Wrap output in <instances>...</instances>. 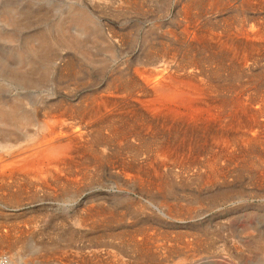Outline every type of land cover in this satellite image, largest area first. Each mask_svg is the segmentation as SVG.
Listing matches in <instances>:
<instances>
[{
	"label": "bare ground",
	"instance_id": "bare-ground-1",
	"mask_svg": "<svg viewBox=\"0 0 264 264\" xmlns=\"http://www.w3.org/2000/svg\"><path fill=\"white\" fill-rule=\"evenodd\" d=\"M91 1L94 2L99 0ZM254 1L255 2H253V0H244L242 4L245 6H254L258 4V7H260V4H264V0H261L260 3L258 2L259 0ZM214 2H210L211 4L207 5L202 4L206 2L188 4L185 3L186 5L183 6V22L185 23L184 30L182 28L183 32L180 36H178L179 34L176 35V33H173L170 30L171 40L173 41L172 43L181 42L184 47L179 43V47L166 46L162 48L158 47L159 49L151 48V50H149V52L145 55V59L147 62L145 63L144 67L141 68L140 66V68L138 67L137 69L131 70L130 72L125 70L124 67H118V70L110 75V78L106 80L104 85H102L100 88L97 87L92 89L89 96L87 95V97H83L82 99L80 98L81 101H79L78 104L70 105L68 103L67 105V103H65L66 105H62L61 103H57L53 105L51 109H48L47 103L45 102L43 104L45 105V108L29 113L21 111L20 103L18 104L16 100V102H13L11 104L3 103L1 105L0 103V204L4 207H8L7 209L11 208L15 210H19L20 208L22 209L28 204H33L36 206V208L40 209V211L54 210L55 214L56 212H59V210H70L72 211V213H67V216L60 215V217L58 216L59 219L53 216L54 220L56 219L60 221L59 223H61V226L69 225L71 226V228L84 227L85 229H92L94 228V226L98 227V225L99 228H111L114 225H118L119 227L125 224L124 222L126 220L123 219V216L125 215V212H129L130 208L127 211H122L119 212V214H115L114 210V213H111V206L106 205L108 201L105 198H102V202L100 201L102 206L101 208H99L97 206L99 205V203L96 204V202L92 200L93 197L92 199L90 198L92 194H87V198H84L82 200L84 201L83 203L82 201L76 202L77 197L84 195V192H86L87 190H90L91 192L92 189L104 187L113 189L112 191H110L115 193L113 195H117L120 193L125 194L124 192L128 191L134 193L136 190L138 192H142L146 188L151 189V191L149 190L150 192H152V189H157L156 191H158L165 186V177L168 173H174V175L179 177L188 175L192 172L194 176H197L201 180H203L206 185L211 184L212 186L213 183L215 184L221 180H226L234 172H236L237 174L239 172V169H250L249 171L254 172L252 177L254 176L255 178H257L256 180L264 183V89L261 88L262 90H259L257 88H253L251 84H253L254 81L252 82V80H249L247 82H245L246 80L244 82L239 80L243 73L247 72L249 74L248 71H250L251 68L255 66V64L264 59V19L262 22H253L247 19L241 20L237 18L232 19L231 17H229L231 18V20L226 21L227 19H225L226 23L223 24V26L221 27L222 29L218 27H216L218 29H208L206 28L208 26L204 27L201 22L204 17V10H222L220 9L221 2L217 3L216 0ZM145 4L143 3L142 5ZM171 4L173 5V3ZM240 4L241 3H239V5ZM124 5H127L128 8L133 7L132 9H135V6H133L134 4L131 5V3H127L126 0H122L118 7L120 6L123 8ZM142 5L140 4V6ZM138 9L139 8H137V10ZM144 10L145 9H143V11ZM153 10L154 9H152V11ZM230 15L232 16V14ZM126 17H124V19ZM214 17L215 16H213V18ZM80 27L81 31L88 33V25L85 26L81 21ZM211 27L213 28V26ZM174 28L177 29L176 27H173V29ZM133 29H135V27ZM111 36L115 38L116 35L114 32H112ZM128 36L130 35L128 34ZM43 37L44 36L42 35V38ZM70 37L71 36H68L65 33L62 36L63 44L69 46L75 45V53L78 56H83L85 60L90 62L89 65H91V62H94L91 58V53L89 54V52L81 50L80 45H82V42H80L79 40L73 41ZM122 39L124 40V37ZM45 41L46 42H44V45L50 44V42L46 40V38ZM60 43L61 42H59V45ZM126 43H128V40L126 41ZM84 45L86 46V44ZM119 45H121V43ZM47 47H44L46 55L49 52V48ZM111 47L106 51L112 55L114 52ZM68 55L67 57H69L70 59L71 55ZM98 55H93L95 60L99 58ZM48 60L49 59H47V61ZM99 62V64H101L100 66L105 65L103 60ZM81 63H79V65ZM54 65H56V63ZM50 67L53 68L54 66ZM84 67L85 66H83V68ZM150 67L151 69H149ZM79 68L81 69V67ZM63 69L64 70H61L60 68L61 71H65V75L68 72H73L75 76V72L77 73L76 68H74L73 61L68 62L66 67H64ZM8 71L9 73L13 72V70ZM224 71L226 73V76L233 81H230L228 84L227 82H224V84L226 83V85L219 86L221 83L215 84L216 82L214 83L212 78L216 77L219 72L221 74V72ZM56 73L57 72H55V74ZM48 75L51 74H49V71L47 69L40 70L39 73H34V78L31 80L30 85L32 86L39 84L41 80L43 78H46ZM79 75L77 77H79ZM7 76L10 77V75ZM59 77H61V75ZM4 79H6V77ZM92 79L93 78L90 77L87 80L88 82H90L92 81ZM64 82L65 80H63V83ZM21 85H23V87L25 86V84L23 83ZM47 85L50 86L49 84ZM42 86L44 85L42 84ZM64 88L66 89L65 84ZM45 89L46 88L44 87V90ZM40 90L42 92L43 89ZM76 90L77 88L75 87L72 91L75 93ZM18 93L16 94L18 95ZM0 95H2V93ZM10 98H13V95ZM235 98H237V100H235ZM8 102H11L10 99ZM1 127L4 129H1ZM7 127L11 129H6ZM33 127L38 128L41 133L38 134V132L36 131V135L35 133L28 132V128L30 129ZM14 129L19 132H15ZM24 141L29 144L23 147L19 146ZM104 166H106L108 170H110L109 173L112 171V174L116 176L117 181L110 182L106 180L105 176L97 174L101 171L99 168H104ZM161 172H164V174H162ZM244 174H246V172ZM206 185H204V187ZM214 186L215 185H213V187ZM157 187H159L160 189ZM150 192L148 194H151ZM226 194L228 193H225V195ZM131 203H133V200ZM74 205H78L77 209H74ZM120 205L122 206L123 203H121ZM68 206L71 207L68 208ZM167 206L168 205H166L165 207ZM192 207L193 205L190 207V209ZM187 208L189 207L187 206ZM115 209L117 211V207ZM135 210H137L136 212L139 213V211H141L140 206L135 207ZM48 215L44 213L40 215V217L43 218L44 216ZM38 216L39 215L36 216L37 219L40 218H38ZM15 220L14 222L16 224ZM51 220H53V218H51ZM8 222L10 221L8 220ZM36 223L37 222L35 221V225ZM28 224L31 223L28 222ZM7 227L9 228V230H3V227L0 228V257L6 254H12V256H9L10 260L8 264H33V259L27 258L23 255L18 246L19 242H17H22L24 238H27V236L25 235L28 234L24 235L19 229L10 228V225ZM85 229L84 231L82 230L83 233L85 232ZM55 230H57V228ZM37 237L40 239L42 236ZM111 237L114 239L124 238H120V235ZM80 238L83 237L80 236ZM57 239L62 242L76 241V237L73 234H62L60 236L58 235L56 240ZM94 239H96V237ZM134 240L135 235L133 236L132 234L131 241L133 243H136ZM85 241H87V239ZM92 242H94V240H92ZM101 242L95 241L94 243L99 244ZM147 245L149 246V244ZM43 251H45V248ZM65 251L66 250H64V252ZM111 251L112 250H110V252ZM62 254L65 253L62 252ZM107 254H109V252ZM144 254L146 256V253ZM122 255L123 254L119 256ZM42 256L45 257V255ZM90 256L92 257V255ZM94 256L97 255L94 254ZM79 257H81V255ZM99 257L101 258L102 256L98 255L97 259ZM94 258L96 259V257ZM58 259L59 258H57V260ZM72 259L76 260V258L74 257ZM65 260H67V258ZM143 260L145 259L143 258ZM81 261L83 263V259ZM95 261V264H114L113 261V263H110L108 262V260H106V262H102V260L101 262L100 260H98V262L97 260ZM116 261H120L121 263L119 262V264H123L125 260L122 262L119 257L118 260L115 259V262ZM140 262H142V259ZM60 263H64L62 262V259Z\"/></svg>",
	"mask_w": 264,
	"mask_h": 264
},
{
	"label": "rangeland",
	"instance_id": "rangeland-1",
	"mask_svg": "<svg viewBox=\"0 0 264 264\" xmlns=\"http://www.w3.org/2000/svg\"><path fill=\"white\" fill-rule=\"evenodd\" d=\"M121 1L122 0H99V1H94V2H92L91 0H0V60H1L0 61L1 62L0 63V66H1L0 85L3 86V87L0 86L1 87L0 94L2 93V95H0L2 97V98L0 97L1 105L3 103L11 104L17 101V103L18 104L20 103V107L23 109L22 110L20 108L21 111L30 113V112H35L37 110L39 111V110H42V108H45V105H43L45 102L47 103L48 109L49 108L51 109L53 105L57 103H61L62 105L63 104L66 105L65 103H67V105L68 103L70 105L78 104L79 101H81L83 97H87V95L89 96L90 91H92V89L97 88V87L100 88L102 85H104L106 80L110 78V75L112 73H115L116 70H118L117 69L118 67H124L125 70L129 72L131 70L137 69L138 67L140 68V66L141 68L144 67L145 63L147 62L145 59V55L146 53L149 52V50H151V48L159 49V48L166 47V46L179 47L180 46L179 43L182 45L181 42L172 43L173 41L171 40V32L176 33V35L179 34L178 36H180L184 30L185 23L183 22V6H185L188 3H198V2L200 3L206 2L202 4L207 5V4L213 3L215 0H200V1L195 0V2L194 0H187V1L185 0L184 1L183 0H142V1L136 0V2L135 0H131V1L126 0L127 3L129 2L131 3V5L134 4L133 6H135V9H132L133 7L128 8L127 5H124L123 8L120 6L118 7ZM243 1L244 0H239V1L238 0H216L217 3L221 2L220 9L222 10H219V11L214 10V9L210 11L204 10V17L201 20L203 26L204 27L208 26L206 27L208 29H218V28H221L224 23H226L225 19H227L226 21H228V20H231V18L232 19L237 18L241 20L247 19L253 22H262L264 19V9H263L264 4H260V7H258L259 6L258 4L254 6H250V5L245 6L242 4ZM253 2L255 1L253 0ZM258 2L260 3L261 0H259ZM143 3L145 5H142ZM171 3H173V5ZM239 3L241 4L239 5ZM140 4L143 7L140 6ZM226 6L228 9L226 8ZM137 8L139 9L137 10ZM143 9H145L144 10L145 12L143 11ZM152 9L154 10L152 11ZM150 11L153 13H151ZM114 14L119 19H117L114 16ZM230 14H232V16ZM213 16L215 17L213 18ZM124 17L126 18L124 19ZM81 21L84 23L85 26L88 25L89 27L88 33H85L80 30ZM172 26L176 27L177 29L175 28L173 29ZM211 26H213V28ZM134 27L135 29H133ZM67 31L69 34L67 33ZM111 31L115 33L116 35L115 38L111 36L112 35ZM65 33L66 35L71 36L70 37L71 40L73 41L79 40L80 42H82V45L86 44L87 48L85 45L84 46L80 45V48L81 50L89 52V54L91 53L90 54L91 58L94 61V62H91V65H89L90 62L85 60L83 56H78L75 53L76 51L75 45L69 46V45L63 44L62 36ZM127 33L130 36H128ZM42 35L44 36L43 38H42ZM47 35H50V36H47ZM122 36L124 37V40L122 39L123 38ZM45 38L46 40L50 42L51 45L50 44L44 45L45 44L44 42H46ZM127 40H128V43H126ZM59 42H61L60 45H59ZM160 42H163V43H160ZM31 43L33 44V46ZM120 43L121 45H119ZM129 46H130V49H129ZM182 46L184 47V45ZM44 47L49 48V52L47 53V55H46ZM58 47L59 48L61 47V48L59 49ZM110 47L113 49V52H114L112 55L106 51ZM55 53L58 57L55 55ZM68 54L71 55L70 59L69 57H67ZM92 54L93 55L100 54V55H98L99 58L95 60ZM79 58L81 59V61ZM47 59L49 60L47 61ZM101 60L104 61L105 63L104 66L103 65L100 66L101 64H99L100 63L99 61ZM70 61L71 62L73 61L74 68H76L77 70V73L75 72L76 74L75 76L73 72L71 73L68 72L65 75V71L64 72L61 71V70H64L63 68L66 67V65ZM260 62L255 64V66H253L251 70L248 71L250 75L247 72H245L241 75L239 80L242 82H244L245 80H246L245 82L252 80V82L254 81V83L251 84L252 87L262 90L264 89V81H263L264 80V70H263L264 69V64H263L264 59L261 60ZM55 63L58 67L54 65ZM79 63L81 64L79 65ZM30 64H31V67H30ZM111 64H112V67H111ZM261 64L263 67L261 66ZM50 66H54V67L52 68ZM83 66L85 67L83 68ZM79 67H81V69ZM102 68H104L105 70ZM43 69H47L49 71V74L51 75H48L46 78H43L41 80L42 83L40 82L37 85L31 86L30 82L34 78L33 77L34 73H37V72L39 73L40 70H43ZM149 69H151V67ZM8 70L10 71L13 70V72L9 73ZM2 72L4 75L2 74ZM55 72L57 73L55 74ZM20 74L23 78L20 76ZM7 75H10L11 78ZM12 75H13V78H12ZM60 75L61 77H59ZM78 75L79 77H77ZM5 77L6 79H4ZM90 77L93 79L92 81L88 82L87 79H89ZM63 80H65L64 83H63ZM212 80L214 81V83L216 82L215 84L221 83L219 86L226 85V83L224 84V82H227L228 84L230 81H233L226 76L225 71L221 72V74L219 72V74L216 77L212 78ZM22 83L25 84L24 87L23 85H21ZM66 83L69 85H67ZM42 84L44 86H42ZM47 84H49L50 86H48ZM64 84H65L66 89L64 88ZM74 86L77 88L75 93L72 91L75 88ZM44 87L46 88L45 90H44ZM40 89H43L42 92ZM46 90L49 92H47ZM15 92L16 93L19 92L18 95ZM38 94H40L42 98ZM12 95H13V98H10ZM48 95H51V96H48ZM62 97H65V98H62ZM9 99L11 102H8ZM235 100H237V98H235ZM35 101L36 102L38 101L37 104ZM38 106H39V109H38ZM1 129H4V128L1 127ZM6 129H11V128L7 127ZM30 129L28 128L29 131L27 130L30 133H35L36 135H37V132L38 134L41 133L36 127L30 128ZM14 131L16 132L17 130L14 129ZM28 144L26 141H24L19 146L23 147V146H27ZM99 169L102 171V173L100 171L97 174H101L105 176L106 180L110 182L117 181L116 176L112 174V171L109 173L110 170H108L106 166H104V168L102 167ZM240 170L241 169L238 170L239 172L237 174L236 172L232 173L233 176L230 175L226 180H221L215 184L213 183L212 186L211 184L206 185L203 180H201L197 176H194L192 172L188 175L179 176V177L174 175V173H168L169 175L167 174V176L165 177L166 178L164 182L165 186L161 188L162 191L161 190L156 191L157 189H152V192H150L151 189L146 188L142 192L141 191L138 192L136 190L134 193L131 191H128V192H124L125 194L120 193L117 195H113L115 193L110 192L113 189H108V187H104V188H95L96 190L92 189L91 192L90 190H87L86 192H84V195L77 197L76 202H80L84 198L85 199L87 198V194H92L90 198L92 199L93 197L92 200L96 202V204L99 203V205H97L99 208H101L102 206L101 204L102 198H105L108 201L106 205L111 206L110 211L111 213L112 212L114 213L115 211V214H119V212H122V211H127L130 208L129 212L127 211L124 213L125 215L123 214L124 215L123 219L126 220L124 222L125 223L124 225L126 226L121 225L122 227L121 226L118 227V225H114L111 228L109 227L99 228V225H98V227L94 226V228L92 229H85L84 227L82 228L72 227L71 228V226L69 225L61 226V223H59L60 221L56 219L54 220V217L59 219L60 215L67 216L68 215L67 213H72V211L70 210L69 211L59 210V212H56L55 214L54 210L53 211L47 210L49 213L47 211H40V209L36 208V206L33 204H28L22 209L20 208L19 210H15L11 208L7 209L8 207H4L3 205L0 204V208L4 209V210L0 209V228L3 227V230L4 229L9 230L7 226L10 225V228L19 229L20 231H22L24 235L28 234V235H25L27 236V238H24L22 242L21 241H17V242H19L18 246L20 250L22 251L23 255L27 258L33 259V262H34L33 264H78L79 262H80L79 264H85V263L90 264L91 262H92L91 264H95L94 263L96 262L95 260H97V262L98 260H100V262L101 260L102 262H106V260H108V262L110 263L114 262V264L115 263L119 264L120 261L115 262V259L118 260L119 257L122 262L125 260L123 264H127V263L128 264H144V263L146 264H264V183H261V181L256 180L257 178H255L254 176L252 177L254 172L249 171L250 169H245L246 171L242 169L241 172ZM244 171L246 172V174H244L245 173ZM162 174H164V172ZM204 185L206 186L204 187ZM213 185L215 186L213 187ZM148 191L151 194H148L149 193ZM160 192H162L163 194ZM225 193H228V194L225 195ZM220 194H222L223 197ZM132 200H133V203H131ZM138 201H139V204H138ZM83 202L84 201H82V203ZM121 203H123L122 205L123 207L120 205ZM137 205L140 206L141 208V211H139V213H137L136 212L137 210H135V207H138ZM166 205L168 206L165 207ZM192 205L193 207L190 209ZM77 206L78 205H74L75 207L74 209H77ZM187 206L189 208H187ZM70 207L71 206H68V208ZM116 207H117V211L115 209ZM177 207L178 209L179 208L180 209L178 210ZM49 209H52V208H49ZM131 211H133L134 213ZM173 211L174 212L176 211V212L174 213ZM44 213H46L47 215L49 214V215L44 216L43 218L40 217V215ZM36 214L39 215L38 216V218L40 217L39 219L36 218L37 216ZM51 218H53V220H51ZM8 220L10 222H8ZM14 220L16 221V224ZM35 221L37 222L36 225H35ZM28 222L31 224H28ZM56 228L57 230L58 229L59 230L58 231L55 230ZM84 229H85V232L83 233ZM62 234L63 235L73 234L76 237V241L75 242H67V241L62 242L58 239L56 240L58 235L60 236ZM92 234L96 237V239H94L95 237ZM132 234L133 236L135 235L134 241L136 243H133L131 241ZM116 235H120V238H123V237L124 238L114 239L111 237V236L115 237ZM37 236L39 237L42 236L40 238L41 240ZM80 236L83 238H80ZM86 239L87 241H85ZM92 240H94V242L102 241L103 243L102 242L99 244L94 243L92 242ZM147 244H149V246ZM106 246L108 249L106 248ZM44 248H45V251H43ZM64 250H66L67 252L66 251L64 252ZM110 250L112 251L110 252ZM99 251L101 254L99 253ZM152 251L155 253H153ZM62 252L65 254H62ZM108 252L109 254H107ZM38 253L39 254L41 253V254L39 255ZM136 253H138L139 255ZM144 253H146V256ZM94 254L97 256L100 255L102 257L101 258L99 257L97 259V256H94ZM121 254L123 255L119 256ZM42 255H45V257ZM80 255L81 257H79ZM90 255H92V257ZM9 256H12V254H6L0 257V263L8 264L10 260ZM72 256L76 258V260L72 259L73 258ZM65 257L67 258V260H65L66 259ZM94 257H96V259ZM57 258L59 259L57 260ZM103 258L105 259V261ZM143 258L145 260H143ZM61 259H62V262L64 263H60ZM82 259H83V263L81 261ZM135 259L136 260L138 259V260L136 261ZM139 259L140 261L142 259V262H140ZM149 261L150 262L154 261V262L150 263ZM181 261H185V262H181Z\"/></svg>",
	"mask_w": 264,
	"mask_h": 264
}]
</instances>
